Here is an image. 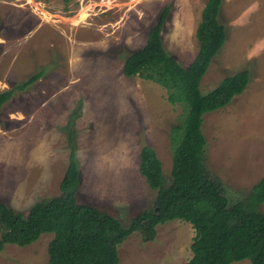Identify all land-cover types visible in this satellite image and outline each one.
I'll return each mask as SVG.
<instances>
[{"label":"rangeland","instance_id":"1","mask_svg":"<svg viewBox=\"0 0 264 264\" xmlns=\"http://www.w3.org/2000/svg\"><path fill=\"white\" fill-rule=\"evenodd\" d=\"M207 0H0V200L23 215L60 195L70 155L78 167L80 204L95 205L128 227L151 209L155 192L139 174L150 146L168 182L171 133L182 109L166 90L125 77V58L145 44L164 7L165 51L187 67L199 50L196 29ZM86 13V15L84 14ZM225 41L201 78L212 91L247 70L249 82L230 103L203 116V164L233 204L264 177V0H222ZM42 75L27 87L17 85ZM264 214V203L259 206ZM154 240L136 231L118 247V264H182L191 258L189 223L156 226ZM44 233L25 247L6 244L0 264H49ZM231 264H250L243 260Z\"/></svg>","mask_w":264,"mask_h":264},{"label":"trees","instance_id":"2","mask_svg":"<svg viewBox=\"0 0 264 264\" xmlns=\"http://www.w3.org/2000/svg\"><path fill=\"white\" fill-rule=\"evenodd\" d=\"M222 0H207L196 29L199 50L187 67L168 54L161 32L169 9L164 7L149 29L145 44L131 52L122 66L128 78L139 76L163 87L171 104L182 109L180 123L172 129V167L167 182L154 150L140 151L139 174L155 192L151 209L139 212L124 227L118 219L95 205L80 204L76 192L80 177L70 155L60 183V195L34 203L25 215L0 200V250L6 244L25 247L44 233L52 234L47 247L49 264H118L117 247L133 232L143 241L154 240L156 226L179 220L194 230L192 256L182 264H231L243 260L264 264V177L241 201L231 203L222 182L203 164V116L227 106L246 88L247 70L222 79L205 94L200 81L225 41V28L217 20ZM31 76L16 89L36 81ZM12 89L0 91V109Z\"/></svg>","mask_w":264,"mask_h":264},{"label":"bare ground","instance_id":"3","mask_svg":"<svg viewBox=\"0 0 264 264\" xmlns=\"http://www.w3.org/2000/svg\"><path fill=\"white\" fill-rule=\"evenodd\" d=\"M86 15V13H84Z\"/></svg>","mask_w":264,"mask_h":264}]
</instances>
